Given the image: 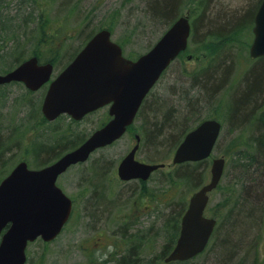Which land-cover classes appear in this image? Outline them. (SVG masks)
<instances>
[{"label": "rangeland", "instance_id": "1", "mask_svg": "<svg viewBox=\"0 0 264 264\" xmlns=\"http://www.w3.org/2000/svg\"><path fill=\"white\" fill-rule=\"evenodd\" d=\"M2 1L4 16L7 13L17 18V21L7 22L3 33L0 29V74L14 68L17 64L15 60L38 56L41 62L54 61L55 78L83 48L88 35L101 28L111 30L113 40L125 45V56L134 60L150 50L166 28L164 23L149 16L146 0ZM188 1H182L183 11L177 18L188 15L192 25L195 16L198 17L202 7L209 3V6L219 5L231 11L238 9L245 11L252 3L251 0H205L199 7L201 0H191L187 3ZM256 1L261 3L262 0ZM42 20L50 28L47 40L51 39L52 44L49 47L46 41L43 43L40 40V31L37 32L36 29L38 23L43 24ZM19 25L23 30L27 28L25 34L23 30L17 34ZM249 27L250 29L239 33L223 48H219L215 42L206 41L207 35L194 38L192 33L188 51L163 75L127 134L115 144L98 150L88 162L73 166L59 178L58 186L74 200L72 221L53 243L46 244L38 240L31 244L27 250V264H121L118 261L128 255L129 251L135 252L136 257H139L140 260L136 264H147L150 261L162 264L161 257L168 251L165 246L173 234L174 226L178 223L179 233L181 219L191 196L210 180L215 157L226 158L227 168L219 189L211 194L206 214L216 218L219 226L221 222L223 227L229 223L228 220L224 224V221H227L225 215L233 216L236 213L235 198L230 200L226 208L221 203L229 192L240 189L235 185L238 184L236 177L240 172H236L237 169L232 168L234 165H230L232 159L230 155L233 154L235 147L232 142L240 135H243L244 139L248 134L253 135L256 125L252 122L262 113L257 109L247 121L244 130L248 127V133L247 129L242 133V127L234 132L228 131L230 122L227 113L233 95L240 89L245 79L244 75L257 63L256 61L260 60L250 58L248 42L252 44L254 39L252 32L254 20ZM189 55H192L191 60L187 58ZM222 57L232 66L230 76L222 90L209 102L198 95V85L190 92L195 82L190 76L191 73L205 69L211 58L212 64H217L218 59ZM46 91L45 86L38 92L31 93L20 83L0 89V140L5 141L2 145L0 143V155L5 164L2 166L0 163L1 178L7 176L21 161L28 162L33 169H39L35 149L44 143L54 145V136L60 135H55L57 129L70 127L76 135L88 136L109 121V110L105 108L80 122L62 117L54 123H48L41 110ZM184 94L189 98L193 95L199 98L197 104L199 115L193 116L194 112L187 114L184 111L185 124L193 128L197 122L207 118L218 119L223 123L214 155L198 167V172L203 178L200 185L185 183L178 179L177 167L172 165L177 147L171 149L170 144L156 147L155 153L146 139V127L153 122L152 110L160 103L164 105V113L171 111L173 115L177 111L181 112L186 109L184 103L180 101ZM261 109H264V100ZM137 135L141 136L142 142L137 158L146 163H165L167 166L155 172L148 182L124 183L118 178V166L136 144ZM97 169L102 173L95 177ZM230 169H233L234 173L231 177L227 176ZM249 184L252 185L251 182ZM253 195L255 193L251 190L250 196ZM257 195L261 199L260 221L258 225L247 230L246 234L247 243L254 244V260L253 255L245 251L241 258H246V264H264V192L257 191ZM99 196L106 197L107 202L111 204L102 218L94 220L95 212L91 205ZM218 234L215 233L207 251L193 264L218 263L216 259V255L220 253Z\"/></svg>", "mask_w": 264, "mask_h": 264}, {"label": "water", "instance_id": "2", "mask_svg": "<svg viewBox=\"0 0 264 264\" xmlns=\"http://www.w3.org/2000/svg\"><path fill=\"white\" fill-rule=\"evenodd\" d=\"M250 57H264V0L256 15ZM191 35L188 16L181 17L162 35L153 48L137 60L123 56V49L102 30L86 44L74 61L51 83L42 112L49 121L62 114L80 121L89 113L111 105L112 120L93 133L82 145L43 169H30L21 162L0 184V264H25L29 242L41 237L51 242L62 232L72 213V201L57 186L58 177L72 165L86 162L97 149L121 139L131 126L144 99L163 72L187 50ZM51 63L35 57L15 70L0 75V85L19 81L31 91L39 90L53 75ZM217 120H206L188 133L177 148L173 163L197 162L209 158L221 135ZM138 144L121 162L122 180H148L164 164H147L136 159ZM225 158L214 159L211 180L190 199L182 219L181 234L166 262L189 260L202 253L217 221L204 216L209 193L225 173Z\"/></svg>", "mask_w": 264, "mask_h": 264}, {"label": "trees", "instance_id": "3", "mask_svg": "<svg viewBox=\"0 0 264 264\" xmlns=\"http://www.w3.org/2000/svg\"><path fill=\"white\" fill-rule=\"evenodd\" d=\"M182 1L183 0H146L148 14L151 18H153V20L164 23L166 31L177 20L178 14L183 11L181 6ZM190 1L191 0H189L187 3H190ZM204 1L205 0H201L198 6L200 7ZM251 1L252 3L245 11L241 9L231 11L229 9L220 7L219 5H215L216 7H213L209 6L210 3L207 6H203L202 12L199 13L198 17L195 16L194 20L192 21L193 37L197 38L207 35V38H205L206 41L208 40V42H215L219 48L225 47L227 44L231 43L232 39H235L239 33L250 29L249 26L254 20L256 10L260 6L259 1ZM2 2L3 1L0 0V29H2L3 33L6 25L8 24L7 22H16L17 18H13V16H9L7 13L6 16H4V12L2 13ZM42 23L43 24L41 25L38 23V25H36V29L37 32L38 30L40 31V40H42L43 43L46 41V45L49 47V45L52 44L50 41L51 39L47 40V34L50 28L43 20ZM18 29L16 30L17 34L19 31L23 30V27L19 25ZM26 30L27 28L23 30V34H25ZM96 32L88 35V40H90ZM248 45H250V41L248 42ZM121 46L124 49L125 45ZM39 60L41 61V58H39ZM22 61L24 60H15L17 63L16 66ZM52 61L53 60H49L48 62ZM211 61H213L212 58L209 60V62H207L205 69L203 68L200 71H197L198 73L193 72L190 75L191 78L195 80V82H193V87L189 91L192 92L191 90H195L198 85V95L208 100V102L222 90L230 76V71L232 68L231 64H227V61L224 59V57L218 59L217 64H212ZM256 62V64L254 63L255 65L248 70L247 74L244 75L245 79L238 92L233 95L231 106H229L227 113V119L230 122L228 131L234 132L236 129L242 127V133L246 132V129L248 133V127L244 130V127H246L245 124L248 120H250V117L255 114L257 109L259 112H262L260 116H256L258 117L257 119L254 120L253 118L254 121L252 123L256 125L254 134H248L246 139H244L243 135H240L232 142L235 147L233 154L230 155L232 158L230 160V165H234L232 168L235 167L234 169H237L236 172H240V175L236 177L238 184H235L236 186H239L240 189L229 192L221 203V205L226 208L229 206L228 203L230 200L235 198L234 208L236 213L234 212L235 214L233 216L225 215L227 221H224V224L227 223L228 220L229 223L225 224L223 227V222H221V225L218 226L216 231L219 233L217 237L220 238V253L216 255V259L218 261L217 264H231V262L232 264H246V258H241L242 253L245 251H249L253 255L254 260V244L252 242L247 243L246 234L247 230L251 229L254 225H258L260 221L261 199H259L260 197H258L257 191L260 193L264 192V109H261V103L264 100V58H261ZM188 94L190 95V93ZM195 94H197V92ZM148 100L146 99L142 110L144 109ZM180 101L182 104L184 103V109H186L181 112L177 111V113H174L173 115L171 111L164 113V105L160 103L157 106L155 105L157 107L156 109L152 110L151 114L153 117L151 119L153 122L152 125L146 127V139L148 145H152L151 148L153 149V152H155L156 147H164L168 144H170L171 149L178 147L184 138L183 135L185 136L190 130L194 128L190 127L188 124H185L183 118L185 112H187V114L189 112H194L193 116L199 115L197 105L199 104V98L195 95L189 98L187 94H184L183 97L180 98ZM200 122H197V124ZM57 134L60 135L57 137L54 136V145H47L44 143V145L40 146L38 149H35L39 168L55 162L65 153L77 148L88 137L79 134L76 135L74 132H72L70 127L63 130L57 129L55 135ZM252 137L255 139H252ZM4 142L5 141L2 142L0 140L1 145L2 143L4 144ZM152 155L155 154L152 153ZM1 157L2 156L0 155V159ZM1 160V165H5L4 159ZM204 162L206 161L198 163H185L177 166L176 175L178 179L185 183L200 185L203 181V178L198 172V167L204 164ZM101 173L102 171L97 169L95 177H98ZM233 175V169H230L227 176L231 177ZM236 175L237 174H235V176ZM3 178L0 177V181ZM250 182L252 185L249 184ZM251 190L253 193H255V195L252 197L250 196ZM97 193L98 192L96 190L95 194L97 195ZM233 195L234 197H232ZM224 202L226 203L224 204ZM110 204L111 203L107 202L104 196L97 197L91 205L93 206L95 212L94 220L102 218L106 214V209ZM171 226H173V224ZM174 227L175 229H173V234L168 239V243L165 246L166 250L168 251H165L164 256L161 257L162 262L164 257H166V255L172 249L178 237V223H176ZM139 260L140 259L139 257H136L135 252L129 251L128 255L121 257L118 263L136 264ZM194 260L188 262H178L174 264H193ZM147 264H156V262L150 261Z\"/></svg>", "mask_w": 264, "mask_h": 264}, {"label": "flooded vegetation", "instance_id": "4", "mask_svg": "<svg viewBox=\"0 0 264 264\" xmlns=\"http://www.w3.org/2000/svg\"><path fill=\"white\" fill-rule=\"evenodd\" d=\"M119 178V177H118ZM120 179V178H119ZM121 180V179H120ZM134 181H139V182H141V183H145V182H148V181H142V180H131V181H128V182H125V181H123V180H121V182H124V183H130V182H134ZM105 199H106V197H104ZM72 201H73V203H74V200L72 199ZM107 201V200H106ZM70 221H72V220H70Z\"/></svg>", "mask_w": 264, "mask_h": 264}]
</instances>
